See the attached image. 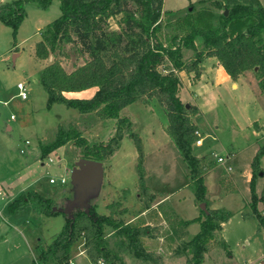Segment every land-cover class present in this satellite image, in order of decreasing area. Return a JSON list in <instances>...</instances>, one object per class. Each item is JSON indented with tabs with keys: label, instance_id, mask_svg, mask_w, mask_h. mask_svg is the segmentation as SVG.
<instances>
[{
	"label": "trees",
	"instance_id": "16d2710c",
	"mask_svg": "<svg viewBox=\"0 0 264 264\" xmlns=\"http://www.w3.org/2000/svg\"><path fill=\"white\" fill-rule=\"evenodd\" d=\"M59 1V17L43 28L41 41L34 49L36 57L41 60L53 58L40 76V84L47 93L46 105L49 108L62 104L77 110L80 115L94 114L99 121L115 120V132L108 142L89 145L79 131L59 125L52 138L38 141L40 158L44 160L49 153L73 143L82 150L83 159L103 163L117 151L126 134L133 140L137 151V195L146 209H150L154 193L144 181L142 141L132 132L130 120L121 117L120 113L137 102L158 106L167 119L165 132L189 169V180L197 205L205 204V212L201 210L202 216L181 222L185 227L192 223L199 224L198 233L190 237L181 250L190 253V264H203L205 254L213 246L220 244L221 248L226 249L218 231L220 224L230 214L223 209L209 208L204 177L213 155H193L197 127L192 117L197 115L198 109L194 106L187 109L180 100L178 94L181 85L175 73L193 72L197 78L200 63L206 58H216L232 81L246 72L253 73L260 92L264 94V8L259 0H222L220 4L222 7L224 4L228 14L220 15L218 23L214 11L202 8L188 11L172 24L163 26V0ZM31 2L46 10L51 0H13L0 4V23L10 28L13 36L26 16L25 6ZM118 16L117 29L114 30L110 20ZM196 39L202 41L200 49L195 44ZM66 46L74 54L85 58L84 63L70 73L56 58ZM184 48L194 53L190 63L183 60ZM167 63L171 68L162 73L160 69ZM91 88L96 90L89 99L66 97L67 94ZM263 156L264 144L252 160L249 183L250 217L257 221L259 227H264V185L257 195L254 181L260 174L264 177V170L260 167ZM220 185L227 192L222 179ZM25 205L33 206L46 217L64 214L59 211L57 202L33 191L21 195L8 208L14 212ZM106 209L108 214L101 215L96 211V206L91 205L87 212L78 209L70 217L65 216L61 231L40 250L37 264H68L72 247L80 240L84 241L85 254L93 264H122L118 250L108 246L110 237L127 243L137 259L153 261L154 255L146 241L158 228L149 225L146 216L128 223L123 221L120 216L124 210L118 202L109 203ZM147 215L149 218L151 215V220L159 224L156 210H151Z\"/></svg>",
	"mask_w": 264,
	"mask_h": 264
},
{
	"label": "rangeland",
	"instance_id": "374dc122",
	"mask_svg": "<svg viewBox=\"0 0 264 264\" xmlns=\"http://www.w3.org/2000/svg\"><path fill=\"white\" fill-rule=\"evenodd\" d=\"M11 1L13 0H0V3ZM259 1L264 8V0ZM221 2L222 0H163L161 24L163 26L172 24L175 19L184 16L188 11H197L202 8L214 11L217 15L218 23L220 15L226 10L224 4L223 7L221 6ZM59 6V0H51L46 10L38 8L34 2L27 4L25 6L26 16L15 36H13L10 28L0 23V133L6 135L5 124H10L13 128L11 133L12 142L17 145V150L14 148L0 158V162L4 159V168H0V176L10 173V169H14V166L17 164V170L24 168L22 181L25 184L30 182V180L36 181V186L42 197L57 202L61 209L69 208L68 214L52 216L46 222L40 221L39 225L36 221H33L35 232L32 245H37L35 254L39 253V247L43 246L44 248L50 244L53 238L61 231L65 216L72 215L80 208L76 204H72L69 207V204L77 198L75 185L71 179V170L74 168L76 161L83 158L82 150L75 147L73 143H68L56 151L49 153L44 158H50L51 163H45V161L43 163V159L38 154L32 153L37 149L38 141L40 139L46 141L52 138L59 125L64 128L71 127L79 131L86 138L89 145L108 142L115 132V120L107 119L99 121L94 114L80 115L77 110L67 108L62 104H54L49 108L46 105L47 93L40 84V76L43 68L53 58L50 57L48 61L41 60L36 57L34 49L36 44L41 41L43 28L59 17ZM119 18L120 16L110 20L112 29H117V20ZM165 33L168 35L167 29ZM201 42L200 39H196L195 41L198 49H200ZM13 52H17L18 54L15 60H13ZM183 54V60L186 63H190L194 59V53L191 50L184 48ZM56 58L60 60L62 67L67 73L72 72L75 67L82 65L85 61V58H81L71 52L69 46L64 47L62 53L56 55ZM206 59L199 65V74L203 68L202 66L206 65ZM162 68L160 71L165 73L170 70L171 66L168 64ZM246 73L247 75L244 77L246 78L247 85L249 87L252 86L253 90V87L256 88L257 84L255 76L250 71ZM175 74L178 78L185 79V82L190 79V83L192 80L196 81L199 78H196L193 72V77H188V79L186 78L189 76V73L186 71H178ZM18 82H23L27 88L28 98L26 100L16 97V84ZM95 90L91 88L82 92L70 93L66 97L89 99L94 95ZM215 90L219 93V101L216 106L213 102L215 96L213 92L203 95L201 98L197 94L198 101H200L203 107V113L198 114L194 118V122L202 131L203 144L201 146L193 145L192 152L196 157L215 153L226 158L231 152L237 154L233 156L234 159L232 161H225L224 165L219 166L216 162L217 157L213 155V161L207 171L208 174L209 171L214 170V173H218L219 178L224 182V188L227 192L222 188L224 195L221 199V205L226 207L224 208L226 212H233L234 219H232L228 229H234L236 218H240L241 212L246 213L244 215L246 218H251V210L248 204L251 197L249 186L252 176L251 163L257 149L264 144V139H262L258 142V146H254L256 145V139L252 126L254 129L256 124H258L264 129V99H258V96L254 93V98H252L247 91L246 94H240L241 87L238 90L223 89V87L216 88ZM12 96L13 98L4 106L3 101H8ZM142 106H149V110L154 114V117L147 108ZM126 108H124L126 111L121 112L120 116L130 120L132 132L142 141L145 169L144 181L154 193L151 208L147 209V211L150 213L151 210H156L160 214V222L159 224L154 223L151 220V215H149V218L148 213H145V219L148 224L158 228L146 241V245L149 246L148 249L154 255L153 261L137 259L127 243H124L122 240H114L113 237H110L108 246L110 249L118 250L122 264H190V253L184 252L181 248L190 237L199 231V224L192 223L189 228H186L181 222L196 215H202L200 207L194 208V203L197 205V201L189 180L187 164L183 161L172 141L167 143L166 139L163 140L158 137L160 141H163V145L160 148H154L149 138L146 137L149 131L157 132V126L155 125L157 123L160 127L164 125L166 128L167 119L162 109H153L151 103L145 104L144 102H137ZM10 115L16 118L15 121L9 119ZM127 115H131L133 119L131 120ZM124 136L127 138L124 141H120L117 151L108 161L103 163H106L104 164V177L110 178L112 185L116 186L117 189L120 187L124 189L122 194H119L120 191L117 192L118 196H113L112 199L115 201L111 202H118L120 204V208L124 210L120 218L128 223L138 217H144L142 211L146 207L139 200L136 189L138 181L135 170L137 151L133 140L126 134ZM167 140L170 139L167 137ZM25 141H29L30 145H25ZM250 146L253 148L249 150ZM21 148L24 149L25 154L20 153L19 150ZM1 149L2 146L0 144V151ZM15 154L17 155V163L15 161ZM228 165L232 167V171L230 172L223 169V167L225 168ZM6 168H9V171H6L8 170ZM61 176L66 178L64 185L59 183ZM104 177L96 189L94 187L86 188L85 199L86 204L96 206V211L102 215L108 213L104 204L109 201L113 194V186L108 188L107 191H105L106 189L104 190V184L107 182L104 181ZM50 178H56L57 182L50 184ZM212 183L208 181L209 188L213 186ZM263 185L264 177L260 174L254 181L255 193L257 195L262 192ZM166 194H168L166 200H163L164 202L156 206L155 202L163 199ZM157 196L161 197L157 199ZM242 199H246L248 202H241ZM236 201H240V208L242 210L237 207ZM261 207L259 204L260 210ZM238 210L241 212H236ZM18 211L12 212L9 208H6V212L2 211L0 213L2 215L0 217L2 229H13L15 221L12 220L13 217L11 216H16ZM197 212L200 213L196 214ZM14 218L15 220L17 219L16 217ZM245 229L247 230V228ZM219 245L213 246L207 251L203 264L226 262L228 254ZM74 261L75 264H93L86 256H80Z\"/></svg>",
	"mask_w": 264,
	"mask_h": 264
},
{
	"label": "crops",
	"instance_id": "0c3cea01",
	"mask_svg": "<svg viewBox=\"0 0 264 264\" xmlns=\"http://www.w3.org/2000/svg\"><path fill=\"white\" fill-rule=\"evenodd\" d=\"M0 4H3V3H0ZM17 56H18L17 52H13V60H15ZM206 61H207L206 65L202 66L203 68L201 69L199 78L196 79V81L192 80L190 83L189 81L190 79H188V77L189 78L193 77L192 72L189 73V76H187L186 79H188V81L186 82H185V79L179 78L180 84H181L180 89H179V94H178L179 98L183 104H189L197 108L198 109L197 115L203 113V107L200 104V101H198L199 98H201L203 95H208L213 92L215 94L213 98L214 105L216 106V104H218L219 93L218 91L215 90L216 88L223 87V89L227 88L231 90H238L239 87H241L242 90L240 94L242 93L246 94V91H247L250 94V97L252 98H254L253 96V93H254L255 95L258 96V99H261V100L264 99V94L260 92L257 84H256V88L253 87V90H252V86L249 87L247 85L246 78L244 77L245 75H247V73L239 77L236 81H232L215 58H207ZM197 94H199L198 95L199 98L197 97ZM12 98L13 96L10 97L8 101H3V105L4 106L7 105L6 103H8ZM142 107L147 108L150 114L154 117V114H152V112L149 110V106L147 107L142 106ZM209 107L212 108L211 105H209ZM152 108L155 109V108H158V106L152 105ZM125 109H123L121 112L126 111ZM197 115L193 117L192 121L202 135V131L200 127L194 122V118ZM11 116L13 115H10L9 119L11 121H15L16 118L12 119ZM127 116H129L131 120L133 119L131 115H127ZM5 125H6L5 132L8 135L0 133V144L2 146V149L0 151V158L2 157V155L8 153V151L13 150L14 148L17 150V145H15V143L12 142V139H11V133H12L13 128L10 124L6 123ZM155 125L157 126V129H156L157 132L155 133L154 131H149L147 132L146 137L149 138L154 148H160L163 145V141H160L158 137H160L163 140L166 139L167 143H170L169 141H171V139L166 134L164 125H161V127L158 123ZM252 130L254 132V136L256 139V145H254L256 147L258 146V142L264 139V136H263L264 129L263 127L256 124L254 129L252 126ZM167 137L170 140H167ZM126 138L127 137L124 136L121 141H124ZM202 144H203V139H202ZM29 145L30 143L28 144V146ZM252 146L249 147V150L253 148ZM32 153L38 154L40 156L38 144H37V149H35V151H33ZM23 154H25V152ZM212 155L221 156L215 153H213ZM229 155H230L229 161H232V159H234L233 156H236L237 154L231 152ZM15 157H16L15 161L17 163L16 154H15ZM3 162H4V159L3 161L1 160L0 162V168H4ZM42 162L44 163V160ZM104 164L106 163H103V169H104ZM227 167H230L232 171V167L230 165L226 166V168ZM260 167L264 170V156L260 160ZM6 169H8L6 171H9V168H6ZM223 169L225 171L224 167ZM23 170L24 168H20L17 170V164H16V166H14V169H10L9 171L10 173L6 174L5 176H0V213H2V211L6 212V208H8L9 205L13 201L17 200L21 195H25L29 193L30 191H33L39 194V189L36 186V181L30 180V182H28L27 184H25V182L22 181V175L24 174L22 173ZM214 172H215L214 170L209 171L206 177H204V184L207 190L206 199H207L210 209L225 210L224 208L226 207L221 205L222 203L221 199H222V196L224 195L222 191V186L220 185L221 178H219L218 173H214ZM104 179H105L104 181H107L106 184H104V190L106 189L105 191H107L108 188H111L113 186V190H112L113 194L111 195V198L109 199V201L104 204V207H106L108 203L114 200L112 199V197L113 196L117 197L118 196L117 192L119 191H120L119 194H122L124 189H122L121 187L117 189L116 186L112 185V181L110 180V178L104 177ZM208 181L213 182L212 183L213 186H210V188H209V185L207 184ZM134 194H135V190H134ZM160 197L161 196H157V199ZM167 197H168V194H166L163 197V199H159L158 201H156L155 205L156 206L160 205V203L164 202L163 200H166ZM241 202L247 203L248 201L246 199L245 200L242 199ZM236 205L240 210H242V208H240V201H236ZM156 206H153V207H156ZM197 206L199 207V205H196L194 203L195 209L197 208ZM18 210H17L18 212L16 213V216H13V215L11 216L13 217L12 220L15 221L13 225V229L12 228H10L9 230L5 228L2 229L1 223H0V264H32L33 262L37 264V258L39 257L40 250L44 249L47 245L44 248L43 246L39 247L40 248L38 249L39 253L35 254V248H37V245L36 246L32 245V242L34 240V232H35L33 221H36L37 224L39 225L40 221L46 222L47 219H49L50 217H46L42 214H39L34 209V207L30 205H25L24 207ZM240 210L236 212H239ZM145 213H148L146 208H144V211H142V215L145 216L146 215ZM199 213L200 212H197L196 214H199ZM229 214H230V217L226 221L220 224L219 231H218L219 238L221 239V241H223L224 245L226 246V249H223V248L222 249L226 250L228 254V258L226 262H221L220 264H264V227H259L256 220H253V218H246L244 216L246 213L241 212L240 218H236L234 229H230V228L228 229V227H230L231 225L232 219H234L233 218L234 215H232L233 212ZM0 217H2V215H0ZM14 217H16L17 219L15 220ZM197 217H199V215L198 216L196 215L193 218H190V219L188 218L185 220L188 221V220L195 219ZM190 226L191 225H189L186 228H189ZM245 228H247V230ZM80 256L87 257V255L85 254V250H84L83 240L78 241L72 247L71 255H70V261L72 262V264H75L74 260ZM46 264H50V263H46Z\"/></svg>",
	"mask_w": 264,
	"mask_h": 264
},
{
	"label": "water",
	"instance_id": "95a60500",
	"mask_svg": "<svg viewBox=\"0 0 264 264\" xmlns=\"http://www.w3.org/2000/svg\"><path fill=\"white\" fill-rule=\"evenodd\" d=\"M224 16H227V10L224 11ZM185 107L188 109L189 104H185ZM104 177V169H103V163L94 161V160H88V159H79L76 161L74 168L71 170V179L73 180V183L75 185V190L77 194V198H75L70 204L69 207L72 206V204L78 205L80 208L84 211H88L90 205L85 203L86 199V188H97L99 184L101 183L102 179ZM200 210L205 212V204H200ZM69 208L61 209L59 208V211L63 212L64 214H68ZM71 215H68L70 217Z\"/></svg>",
	"mask_w": 264,
	"mask_h": 264
},
{
	"label": "built area",
	"instance_id": "2783aa9c",
	"mask_svg": "<svg viewBox=\"0 0 264 264\" xmlns=\"http://www.w3.org/2000/svg\"><path fill=\"white\" fill-rule=\"evenodd\" d=\"M16 89H17V97L18 98H20L21 100H26L28 98L27 88H26V86H25V84L23 82H18L16 84ZM11 118L13 119L14 116H11ZM194 135L197 137L196 141L194 142V145L201 146L202 139H203L201 133L198 130H196L194 132ZM24 144L28 146L29 142L25 141ZM19 151H20V153H24L25 152L23 148H21ZM216 157H217L216 158V162H217L218 165H224L225 161H228L230 159V155L227 156L226 158H223L221 156H219V157L216 156ZM44 161H45V163H51V159L50 158L44 159ZM225 171L230 172L231 168L230 167H227V168L225 167ZM55 182H57L56 178H50L49 179V183L50 184H54ZM59 183L64 185L66 183V178L64 176H61L59 178ZM68 264H72V262L69 260ZM99 264H103V263L100 262Z\"/></svg>",
	"mask_w": 264,
	"mask_h": 264
},
{
	"label": "clouds",
	"instance_id": "9594fccd",
	"mask_svg": "<svg viewBox=\"0 0 264 264\" xmlns=\"http://www.w3.org/2000/svg\"><path fill=\"white\" fill-rule=\"evenodd\" d=\"M221 71H222V69H221Z\"/></svg>",
	"mask_w": 264,
	"mask_h": 264
}]
</instances>
